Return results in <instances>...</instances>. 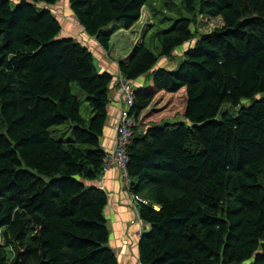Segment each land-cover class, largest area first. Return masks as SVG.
<instances>
[{"label":"trees","instance_id":"trees-1","mask_svg":"<svg viewBox=\"0 0 264 264\" xmlns=\"http://www.w3.org/2000/svg\"><path fill=\"white\" fill-rule=\"evenodd\" d=\"M59 1L0 0V264H119L107 247V194L84 183L103 173L115 77L99 71L89 48L59 38L50 9ZM181 1L188 17L154 34L157 53L145 38L119 64L130 83L151 76L130 108L131 192L149 201L139 205L150 225L140 261L264 264V99L217 119L224 105L264 93V0ZM68 2L105 50L107 29H130L149 5ZM199 15L223 27L202 34L176 71L155 69L194 38ZM168 112L181 122L160 124Z\"/></svg>","mask_w":264,"mask_h":264},{"label":"rangeland","instance_id":"rangeland-1","mask_svg":"<svg viewBox=\"0 0 264 264\" xmlns=\"http://www.w3.org/2000/svg\"><path fill=\"white\" fill-rule=\"evenodd\" d=\"M148 4L149 5L142 10L139 22L130 29H124L115 25L107 29V31L111 32V41L108 50L103 49L95 37H91L84 32L74 17L68 0H60L57 4L51 6L50 9L61 23V32L64 30L63 32L69 35L66 38L71 36V38L73 37L77 42L87 45L91 49L95 57L96 65L100 70H108L112 73L111 75H113V78L116 76L117 78H121L123 75L120 73V70L118 72L119 64L121 62H128L134 48L142 45L146 38L148 48L156 54L158 50H156L157 45L153 43L154 34L158 31L168 30L177 19L188 17V14L182 9L181 0H149ZM151 7L154 8V12L151 10ZM178 10L182 11V13H178ZM221 27H223L222 19L199 15L192 25L194 38L183 46L175 49L171 55L160 57L155 69L163 68L170 72L176 71L178 66L185 60V52L196 44V40L202 34L210 33ZM146 79L150 80L151 76L148 75L147 78L141 79L144 84L147 82ZM259 99H264V93L256 95L254 99L242 100L237 107L224 105L217 119H223V113L226 111L230 115L236 116L241 107L248 106L251 102ZM86 107V104H83L82 113L84 117L87 115ZM174 114L173 112H168L160 117L158 121H160V124L181 122L180 118H177V115ZM1 127L2 125H0V129ZM153 206L158 208L156 204H153ZM251 262L252 260L244 264H250Z\"/></svg>","mask_w":264,"mask_h":264},{"label":"crops","instance_id":"crops-1","mask_svg":"<svg viewBox=\"0 0 264 264\" xmlns=\"http://www.w3.org/2000/svg\"><path fill=\"white\" fill-rule=\"evenodd\" d=\"M81 28L84 30L83 27ZM63 31L60 33L59 38H66L69 36ZM68 38H71V36ZM84 46L89 48L87 45ZM99 71L102 73L108 72L112 74L108 70L99 69ZM119 80L120 78H117L116 76L110 89L108 120L106 122L103 136L101 137V147L105 153H110L115 148V125L119 121L123 109L124 98L121 92L120 84H118ZM141 82L142 80L139 79L133 84L137 88L144 84L143 82L141 84ZM84 183L87 187L101 189L107 194L108 204L104 211V216L107 220V226L110 234L107 247L113 250L118 259V263L140 264L141 261L138 248L139 241L142 234L149 232L150 225L146 224L140 218L139 207H136L132 202L130 197L131 195L128 192L129 190L125 188L124 180L120 171L115 168L101 174V176H99L96 180H86Z\"/></svg>","mask_w":264,"mask_h":264},{"label":"built area","instance_id":"built-area-1","mask_svg":"<svg viewBox=\"0 0 264 264\" xmlns=\"http://www.w3.org/2000/svg\"><path fill=\"white\" fill-rule=\"evenodd\" d=\"M118 84H120L121 92L124 98L123 109L121 117L115 125L116 145L112 152L106 153L103 162V173L115 168L118 169L124 180L125 188L129 190L128 192L131 195L132 202L136 207H139L141 204L148 205L149 201L142 196L131 192L132 181L127 170V165L129 163L128 152L134 135V129L137 126L136 120L130 115V108L132 107V94L136 87L133 83L128 82L123 77L120 78ZM155 209L159 210V207Z\"/></svg>","mask_w":264,"mask_h":264}]
</instances>
